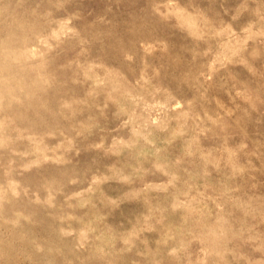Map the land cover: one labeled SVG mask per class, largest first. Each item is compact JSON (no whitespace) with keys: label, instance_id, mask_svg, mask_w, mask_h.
<instances>
[{"label":"rangeland","instance_id":"1","mask_svg":"<svg viewBox=\"0 0 264 264\" xmlns=\"http://www.w3.org/2000/svg\"><path fill=\"white\" fill-rule=\"evenodd\" d=\"M0 264H264V0H0Z\"/></svg>","mask_w":264,"mask_h":264}]
</instances>
